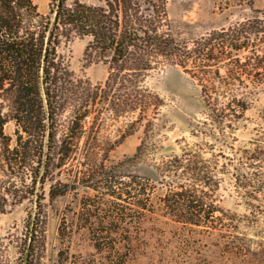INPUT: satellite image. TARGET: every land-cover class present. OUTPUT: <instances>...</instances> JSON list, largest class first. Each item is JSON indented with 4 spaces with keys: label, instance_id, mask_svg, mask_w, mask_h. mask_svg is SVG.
Listing matches in <instances>:
<instances>
[{
    "label": "trees",
    "instance_id": "trees-1",
    "mask_svg": "<svg viewBox=\"0 0 264 264\" xmlns=\"http://www.w3.org/2000/svg\"><path fill=\"white\" fill-rule=\"evenodd\" d=\"M99 2L49 0L43 14L33 0H0V213L29 196L40 207L46 181L64 173L67 180L50 188V195L88 190L81 198L83 224L99 264H136L129 228L155 212V186L124 172L149 151L142 149L146 138L120 162L107 165V154L138 126L145 137L152 133L165 103L148 81L166 68H180L199 87L202 119L192 134L225 146L235 140L246 111L264 91V9L178 41L167 0ZM85 37L89 63L107 68L102 83L76 77L58 52L63 42ZM122 118L126 127L114 139L109 127ZM9 120L15 123L13 144L3 130ZM205 144L187 143L155 166L165 188L159 207L182 226L223 230V211L214 199L217 169L205 157ZM25 227L21 264H35L43 241L39 208ZM59 260L67 264L68 252L61 251Z\"/></svg>",
    "mask_w": 264,
    "mask_h": 264
},
{
    "label": "rangeland",
    "instance_id": "rangeland-1",
    "mask_svg": "<svg viewBox=\"0 0 264 264\" xmlns=\"http://www.w3.org/2000/svg\"><path fill=\"white\" fill-rule=\"evenodd\" d=\"M75 0H68L71 4ZM96 5L99 0H79ZM40 13L48 12L49 0H33ZM264 0H167L171 30L176 40L191 41L212 30L226 28L257 15ZM88 38L63 42L58 52L78 78L92 84L102 83L107 68L102 63H89L85 56ZM148 84L164 99V106L154 120L148 137L144 127L124 137L107 154L106 164H115L135 154L143 143L146 151L134 164L128 163L125 175L148 178L155 186L152 202L154 213H144L129 228L135 246L136 264H264V91H261L235 131V140L225 146L220 139L193 135L202 119L199 87L180 68H166L153 73ZM1 103V101H0ZM7 110L4 109L5 113ZM122 118L110 126L118 139L126 127ZM4 133L14 143L15 123L9 120ZM197 134V133H196ZM206 143L205 157L216 166L218 186L214 199L223 211V230L205 231L202 227L174 223L161 211L159 199L165 192L155 166L178 154L185 144ZM222 153L224 156H219ZM64 173L46 181L40 201L44 220L42 246L35 264H60V252L67 251V264H99L101 256L92 247L83 220L81 198L88 190L78 187L51 197L50 188L65 182ZM129 178H124L127 181ZM40 193V192H39ZM35 197L29 196L0 213V255L3 264H21V248L26 235L28 215L38 211ZM94 220V215H90ZM98 217V215H96Z\"/></svg>",
    "mask_w": 264,
    "mask_h": 264
}]
</instances>
